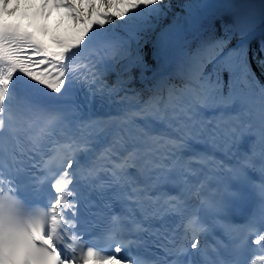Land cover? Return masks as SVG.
<instances>
[{
  "label": "snow or ice",
  "instance_id": "snow-or-ice-1",
  "mask_svg": "<svg viewBox=\"0 0 264 264\" xmlns=\"http://www.w3.org/2000/svg\"><path fill=\"white\" fill-rule=\"evenodd\" d=\"M49 3L74 33L55 51L0 0V264H264L251 23L199 39L212 0L168 25L164 0Z\"/></svg>",
  "mask_w": 264,
  "mask_h": 264
},
{
  "label": "bare ground",
  "instance_id": "bare-ground-1",
  "mask_svg": "<svg viewBox=\"0 0 264 264\" xmlns=\"http://www.w3.org/2000/svg\"><path fill=\"white\" fill-rule=\"evenodd\" d=\"M12 2H16V0H12ZM22 6L18 10L17 14L15 16H8V13H5V18L7 17H13L14 19L21 20L22 22V31H28L34 33L37 40L42 42L49 50H57L56 49V41H59L57 39V36L55 34V31L51 29V24L49 23L48 16L50 13L53 12V9L51 7V4L49 3L46 7H41V0H29L27 6H24V0H21ZM36 8V14L32 16L31 12L32 10ZM43 9L44 14H48L47 19H45L41 13L40 9ZM10 11V9H9ZM43 18V19H42ZM171 24L169 21L164 22L163 25ZM149 63L153 64V62L149 59ZM154 66V64H153ZM149 76H151V73H148ZM142 85V89L145 90V85H143L139 79H137L134 82L133 87H135L137 90H140L139 87ZM151 85L149 84V87ZM142 90V91H143ZM195 143V142H194Z\"/></svg>",
  "mask_w": 264,
  "mask_h": 264
},
{
  "label": "rangeland",
  "instance_id": "rangeland-1",
  "mask_svg": "<svg viewBox=\"0 0 264 264\" xmlns=\"http://www.w3.org/2000/svg\"><path fill=\"white\" fill-rule=\"evenodd\" d=\"M231 1L232 0H212L213 3H215L217 5L220 4V7L224 6V8L222 9L224 14H221L222 18H223V15L228 16L231 18V22L234 23L237 19H243V17H246V16L251 17L252 16L251 13H249V12H247L246 15H242V10H241V8H245V9L248 8L251 3L242 4L241 0H233L235 4L239 5V9H234L232 6L229 5ZM185 2H186V0H174V3H167L166 2L165 5L170 4L171 8L165 9L167 15L162 17L161 23L164 24V22H168V21L170 23H172L173 18L176 14L183 15L184 12L180 6L182 4H184ZM245 2H247V0ZM15 3L16 2H12L13 5ZM53 12H54V9H53ZM53 12L50 13V15L53 14ZM213 12H214V9L211 12V14ZM49 16H48V19H49V23L51 24V29H53L55 31L57 39L58 40H65V41L71 39L72 36L74 35L73 30H72L71 21L68 20L66 17H63L61 15V13L57 12L56 10H55L54 16L52 18ZM224 20H226V19H224ZM224 20H221V26L223 25V28H224V25L227 24L226 21H224ZM255 21L257 22L256 18H255ZM222 31L224 33V29Z\"/></svg>",
  "mask_w": 264,
  "mask_h": 264
},
{
  "label": "trees",
  "instance_id": "trees-1",
  "mask_svg": "<svg viewBox=\"0 0 264 264\" xmlns=\"http://www.w3.org/2000/svg\"><path fill=\"white\" fill-rule=\"evenodd\" d=\"M241 0L242 3H251L248 8L242 11V15H246L247 12L251 13L257 19L256 28L253 30L252 39H251V51H257L258 46L262 40H264V0ZM174 3V0H164L165 3ZM224 6H221L216 12L222 11ZM227 21H231V18L226 16ZM224 34L220 27L219 21L214 19V14L208 16L205 19L200 28L199 39H211V38H220ZM238 41V38L234 37L232 40V45H235ZM251 56V52H250ZM253 66L255 68V62L253 61ZM257 75L259 76V70L256 69ZM264 80V77L261 78Z\"/></svg>",
  "mask_w": 264,
  "mask_h": 264
}]
</instances>
